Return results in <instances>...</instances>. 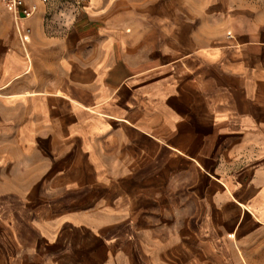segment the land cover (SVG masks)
<instances>
[{
	"label": "crops",
	"instance_id": "1",
	"mask_svg": "<svg viewBox=\"0 0 264 264\" xmlns=\"http://www.w3.org/2000/svg\"><path fill=\"white\" fill-rule=\"evenodd\" d=\"M30 2L0 1V264H264V17Z\"/></svg>",
	"mask_w": 264,
	"mask_h": 264
},
{
	"label": "built area",
	"instance_id": "2",
	"mask_svg": "<svg viewBox=\"0 0 264 264\" xmlns=\"http://www.w3.org/2000/svg\"><path fill=\"white\" fill-rule=\"evenodd\" d=\"M6 8L13 14L16 21L28 17L36 10V4L30 0H0ZM47 2L48 0H40Z\"/></svg>",
	"mask_w": 264,
	"mask_h": 264
},
{
	"label": "rangeland",
	"instance_id": "3",
	"mask_svg": "<svg viewBox=\"0 0 264 264\" xmlns=\"http://www.w3.org/2000/svg\"><path fill=\"white\" fill-rule=\"evenodd\" d=\"M247 2L254 6L256 11L264 17V0H247Z\"/></svg>",
	"mask_w": 264,
	"mask_h": 264
}]
</instances>
